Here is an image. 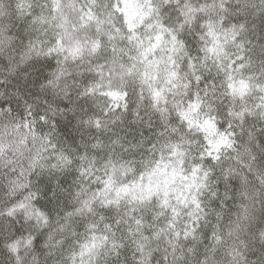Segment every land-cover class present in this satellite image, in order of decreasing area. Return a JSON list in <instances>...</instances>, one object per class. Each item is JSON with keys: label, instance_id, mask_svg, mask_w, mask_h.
<instances>
[{"label": "clouds", "instance_id": "1", "mask_svg": "<svg viewBox=\"0 0 264 264\" xmlns=\"http://www.w3.org/2000/svg\"><path fill=\"white\" fill-rule=\"evenodd\" d=\"M0 264H264V0H0Z\"/></svg>", "mask_w": 264, "mask_h": 264}]
</instances>
